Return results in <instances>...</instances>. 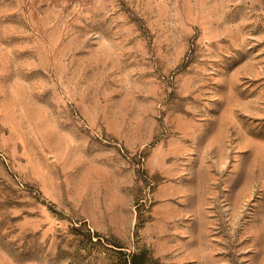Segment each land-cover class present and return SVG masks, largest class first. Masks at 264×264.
<instances>
[{"label": "rangeland", "instance_id": "obj_1", "mask_svg": "<svg viewBox=\"0 0 264 264\" xmlns=\"http://www.w3.org/2000/svg\"><path fill=\"white\" fill-rule=\"evenodd\" d=\"M132 257L264 264V0H0V264Z\"/></svg>", "mask_w": 264, "mask_h": 264}, {"label": "trees", "instance_id": "obj_2", "mask_svg": "<svg viewBox=\"0 0 264 264\" xmlns=\"http://www.w3.org/2000/svg\"><path fill=\"white\" fill-rule=\"evenodd\" d=\"M133 257H134V256H133ZM133 257H132V263H133V264H140V263H138Z\"/></svg>", "mask_w": 264, "mask_h": 264}]
</instances>
